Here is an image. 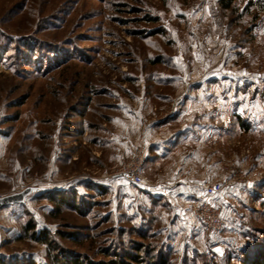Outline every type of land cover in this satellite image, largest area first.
I'll list each match as a JSON object with an SVG mask.
<instances>
[{
  "label": "rangeland",
  "instance_id": "1",
  "mask_svg": "<svg viewBox=\"0 0 264 264\" xmlns=\"http://www.w3.org/2000/svg\"><path fill=\"white\" fill-rule=\"evenodd\" d=\"M155 126L211 131L219 234L117 174ZM28 187L0 264L264 260V0H0V197Z\"/></svg>",
  "mask_w": 264,
  "mask_h": 264
},
{
  "label": "crops",
  "instance_id": "2",
  "mask_svg": "<svg viewBox=\"0 0 264 264\" xmlns=\"http://www.w3.org/2000/svg\"><path fill=\"white\" fill-rule=\"evenodd\" d=\"M130 125V130L136 126L132 122ZM156 126L143 131L147 147L143 173L150 184L142 194L150 198L152 207L164 209V215L172 212L174 229L179 225L186 227L184 220L190 217L187 206L202 194L201 184L226 175L216 173L215 149L200 142L210 135V130H161ZM220 196L215 198L216 204ZM223 206L226 208V204Z\"/></svg>",
  "mask_w": 264,
  "mask_h": 264
},
{
  "label": "built area",
  "instance_id": "3",
  "mask_svg": "<svg viewBox=\"0 0 264 264\" xmlns=\"http://www.w3.org/2000/svg\"><path fill=\"white\" fill-rule=\"evenodd\" d=\"M146 155L147 147L144 144L131 148L130 158L117 174L134 186H148L150 182L143 173ZM226 185H228V181L205 183L202 186V194L197 199L190 201L187 206V212L210 236L219 234L225 224L221 216V209L215 203V198Z\"/></svg>",
  "mask_w": 264,
  "mask_h": 264
},
{
  "label": "trees",
  "instance_id": "4",
  "mask_svg": "<svg viewBox=\"0 0 264 264\" xmlns=\"http://www.w3.org/2000/svg\"><path fill=\"white\" fill-rule=\"evenodd\" d=\"M233 1L234 0H219L222 7L226 10L230 9ZM135 187H137V189H140L141 191L146 190V189H143V188L138 187V186H135ZM30 227H33V226H31V224L29 223L27 228H30ZM41 235L43 237V241H46V243H48L46 240L47 234L42 233ZM33 237H35V236H33ZM38 239H41V236L38 235ZM139 250H141L140 247H139L138 251ZM262 253L264 254L263 250H262ZM144 255H145V257H149L150 251L145 250ZM242 255H244L246 257L250 254H248V252L246 250H243ZM114 256H115L114 258H110L109 260H106V261L104 260V261H99V262H95V263L88 261L87 264H167L166 259L161 254L158 255L157 258L153 260V262L149 259L146 260L145 258H140V257L138 258V256H133L131 254H126V253L124 254L123 257L116 258V255H114ZM256 259H257V254L255 255V257L253 258L252 261H254ZM247 262H248L247 258L246 259L243 258V260H241L242 264H248ZM85 263H86V260H83V259H73V260L65 261V264H85ZM257 264H264L263 257L260 260H258Z\"/></svg>",
  "mask_w": 264,
  "mask_h": 264
},
{
  "label": "water",
  "instance_id": "5",
  "mask_svg": "<svg viewBox=\"0 0 264 264\" xmlns=\"http://www.w3.org/2000/svg\"><path fill=\"white\" fill-rule=\"evenodd\" d=\"M39 188H35V187H28L25 188L24 190L18 192V193H14V194H10V195H6V196H2L0 197V209L13 205V204H22L24 203L27 198H29L31 196V194L35 193ZM0 247H1V234H0ZM216 254L220 255V249L219 248H215L213 250Z\"/></svg>",
  "mask_w": 264,
  "mask_h": 264
}]
</instances>
